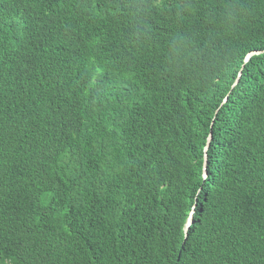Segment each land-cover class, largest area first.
<instances>
[{"label":"trees","instance_id":"trees-1","mask_svg":"<svg viewBox=\"0 0 264 264\" xmlns=\"http://www.w3.org/2000/svg\"><path fill=\"white\" fill-rule=\"evenodd\" d=\"M0 264H264V0H0Z\"/></svg>","mask_w":264,"mask_h":264},{"label":"water","instance_id":"water-1","mask_svg":"<svg viewBox=\"0 0 264 264\" xmlns=\"http://www.w3.org/2000/svg\"><path fill=\"white\" fill-rule=\"evenodd\" d=\"M260 53H261V52H259V51H253V52H250V53H248V54L246 55L244 61L247 62V61L250 59L251 56H254V55H256V54H260ZM239 76H240V75H239ZM239 76H238V77H239ZM235 84H236V83H235ZM235 84H234V85H235ZM210 141H211V133H209V135H208V137H207L206 144H205V146H204V163H203V175H204V177H206V175H207V173H206V164H207V163H206V158H207L206 152H207V150H208V147H209ZM190 224H191V217H189V219H188L187 225H186V227H185V232L187 231V229H188V227L190 226Z\"/></svg>","mask_w":264,"mask_h":264}]
</instances>
